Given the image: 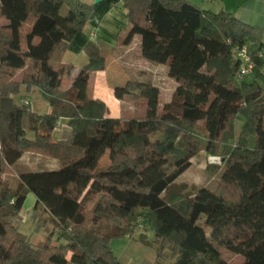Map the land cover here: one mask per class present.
I'll list each match as a JSON object with an SVG mask.
<instances>
[{"label":"trees","instance_id":"obj_1","mask_svg":"<svg viewBox=\"0 0 264 264\" xmlns=\"http://www.w3.org/2000/svg\"><path fill=\"white\" fill-rule=\"evenodd\" d=\"M65 6L66 15L60 10ZM129 31L140 37L141 55L167 65L176 87L159 109V89L127 81L118 99L131 96L145 113L106 116L107 107L86 95L89 74L106 59L92 41L88 63L69 90L61 91L68 43L93 8L81 0H0V264H123L110 241L138 226L153 234L139 242L171 264H264V87L238 78L234 48L246 45L253 66L264 65L261 30L223 10H203L187 0H125ZM37 88L50 105L33 112L14 96ZM66 118L71 137L53 141ZM27 131L34 132L28 138ZM204 151L219 156L223 171L214 189L175 179ZM26 152L55 159L57 169L19 174L16 189L3 173ZM107 166H98L106 156ZM172 158V169H167ZM32 218L47 211L52 236L32 245L9 215L18 216L26 195ZM106 227L103 230L101 227Z\"/></svg>","mask_w":264,"mask_h":264},{"label":"crops","instance_id":"obj_2","mask_svg":"<svg viewBox=\"0 0 264 264\" xmlns=\"http://www.w3.org/2000/svg\"><path fill=\"white\" fill-rule=\"evenodd\" d=\"M81 1L92 5L93 10L83 29L76 33L74 38L68 43L63 54L62 62L65 65V69L60 90H69L80 70L88 63L89 58L84 52V46L87 42L92 41L97 44L102 55L105 57L106 65L103 70H94L89 74V81L86 90L87 97L103 101L107 107L106 116L110 118L130 119L135 117L134 112L138 110H141V113L136 116L143 115L145 113L144 103L135 101L131 96H125L123 99H118L114 95V89L116 87L124 86L127 81L131 82V80L151 83L160 89L158 83L150 77L146 70L148 69L146 66H162L168 70L167 65H157L144 59L141 55L140 37L138 35H135L131 43L128 45L122 43V40L125 38L130 27L127 10L123 7L125 0ZM187 1L203 10H209L212 12L223 10V12H229L240 21L260 28L261 42L263 44L261 53L264 55V0ZM60 13L61 15H66L67 8L63 6ZM133 61L136 63H142L145 66L142 65L139 68L138 73L140 75H138V77L130 79L128 72L132 70L134 65H136ZM246 77L264 87V65L261 68L253 66ZM175 87L176 83L174 80L172 93ZM34 91H37L39 97L38 101L33 105L31 93ZM14 99L18 103L27 101L31 110L38 114H48L51 111L50 105L43 99L37 88H33L30 92H26L23 86L21 92L18 95H15ZM125 115H127L126 118H124ZM71 134L72 129L68 126L67 119L60 118L51 133V138L53 141H65L71 137ZM26 135L28 138L32 139L34 137V132L27 131ZM192 158L190 160L191 163ZM190 166L188 168H190ZM57 167L58 162L55 159L26 152L12 166L11 173L2 174V179L6 182L8 187L16 189L19 185L20 173L38 170H54L57 169ZM176 179L175 182H177ZM26 197H28V194ZM35 198L34 195L31 198V202L33 203L32 207L34 206ZM26 199L27 198H25V201ZM1 210L0 217L4 214H1Z\"/></svg>","mask_w":264,"mask_h":264},{"label":"rangeland","instance_id":"obj_3","mask_svg":"<svg viewBox=\"0 0 264 264\" xmlns=\"http://www.w3.org/2000/svg\"><path fill=\"white\" fill-rule=\"evenodd\" d=\"M132 52V51H131ZM132 67V70L128 72L131 78H136L140 75L139 68L144 65L142 63H136ZM128 65V63H127ZM145 66V65H144ZM146 69L150 77L159 85L160 96H159V109L171 99L172 89L174 87V78L168 73L165 67L159 66L153 67L146 66ZM33 98V105L38 101L39 95L37 91L31 93ZM133 99V98H132ZM141 108V105H140ZM141 110L135 111L134 115H139ZM133 115V114H132ZM127 115L124 116L126 118ZM172 158H169L167 169L171 171L172 169ZM107 154L103 160L98 164V166H107L108 164ZM223 171V164L220 163H210L208 156L204 151L199 152L192 158V163L190 168L185 172L180 174L176 181L177 183L186 182L191 188H201L206 187L209 189H214L219 183L221 174ZM6 183V182H5ZM32 193H28L26 201L23 203L22 210L18 216L13 214L9 215L11 222L17 227L18 231L27 236V239L32 245H36L39 242L44 241L48 236H52V240L55 244H64L65 241H56V234L52 235L54 230V223L47 211H43L39 222L32 218ZM2 213H8L7 210H1ZM105 230L106 227H101ZM140 234H145L149 240L153 238V234L146 227L138 226L136 231L131 236H126L123 238H114L110 241V248L113 254L118 258L123 264H171L173 260L169 257L168 252L165 253L164 258L156 259L155 251L143 243L139 242L138 238ZM225 258L232 264H242L243 257L232 254L230 252L226 253Z\"/></svg>","mask_w":264,"mask_h":264},{"label":"built area","instance_id":"obj_4","mask_svg":"<svg viewBox=\"0 0 264 264\" xmlns=\"http://www.w3.org/2000/svg\"><path fill=\"white\" fill-rule=\"evenodd\" d=\"M259 56H263L262 53L260 52ZM234 57L239 61V72L237 74L238 78H242L243 76H246L250 69L253 67L251 64V59L247 53L246 45H243L241 47L236 46L234 48ZM23 103L27 104V101H24ZM209 162L210 163H220L221 158L219 156H208ZM96 264H106L103 262H97Z\"/></svg>","mask_w":264,"mask_h":264}]
</instances>
